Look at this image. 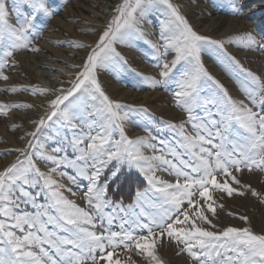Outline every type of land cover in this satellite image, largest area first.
Here are the masks:
<instances>
[{"label":"snow or ice","instance_id":"snow-or-ice-1","mask_svg":"<svg viewBox=\"0 0 264 264\" xmlns=\"http://www.w3.org/2000/svg\"><path fill=\"white\" fill-rule=\"evenodd\" d=\"M231 5L233 15H243L247 6L242 0H231ZM25 6L31 11L22 19L18 16L16 27L10 23L7 0H0V46L11 42L0 66H7L14 50L28 46V34L37 28L39 17L53 15L48 0H26ZM114 11L93 44L72 42L89 51L82 65L71 66L78 68L71 87L58 90L61 94L49 102L52 111L33 121L35 130L27 133L32 139L24 148L15 149L19 155L13 164L0 170V264H136L131 256L122 262L121 249L135 250L146 264H165L158 254L162 238L174 243L177 254H186L191 264H264V234L254 233L250 225L220 228L213 223L218 219L217 207H222L216 204L214 193L220 198L250 193L264 203V193L239 179L244 170L264 172V79L231 56L224 41L195 31L172 0H121ZM153 15L163 17L159 43L152 45L162 63L160 79H152L150 86L174 84L176 106L187 116L180 125H166L174 139L161 140L160 148L146 137L131 139L125 134L131 112L147 113V109L130 111L127 105L113 101L98 78L100 70L128 67L117 46L131 47L144 40L143 25ZM240 39L242 47L264 51V43L252 33ZM209 49L217 52L230 74H243L242 91L251 107L233 100L210 75L202 61ZM0 79L8 77L0 75ZM12 107L22 105L0 104V114L6 115ZM53 117L61 127L52 136L58 146L40 156L53 165L45 172L32 157L38 134L51 127ZM69 130L71 136L66 134ZM145 148L153 154L144 155ZM113 162V178L125 166L146 177L149 187L137 193L134 206L111 200L107 182L100 183L104 169ZM67 169L75 175L69 176ZM160 171L174 175L175 182L161 179ZM55 173L68 176L71 183L88 181L87 209L65 195L72 189L53 178ZM239 219L248 224L246 216ZM117 221L118 229L113 230Z\"/></svg>","mask_w":264,"mask_h":264},{"label":"rangeland","instance_id":"rangeland-1","mask_svg":"<svg viewBox=\"0 0 264 264\" xmlns=\"http://www.w3.org/2000/svg\"><path fill=\"white\" fill-rule=\"evenodd\" d=\"M84 1L86 0H48L50 9L53 12L52 17L51 18H47L44 16L39 17L36 21L37 28L28 34V46L26 48H19L17 50H14L13 56L11 58H8L7 66H0V75L8 77L7 80L0 79V100L4 97H7L9 99L10 98L14 99V98H17L18 95H22L26 92V91H15V92L9 91L10 89H9L8 83L10 82V79H9L10 74L19 75V73L14 71L15 69H17V66L11 63V61L15 57H18L19 55L30 57L32 55H36V54L38 55V54L44 53L39 50L31 51L30 50L31 48L37 49V47L39 46H44L51 51L69 50L70 52H73V53H76V52L80 53L81 51H83L82 56L81 55L79 56V58L77 59L78 60L77 62L73 61L72 65L79 66L83 64V62L86 59V55L89 51L88 48H77V47L72 46V43L53 44L49 42L47 39H45V37H50V36L57 37L61 39L62 41L70 40V37L67 36L66 34H58L56 30H53L51 28L52 23L55 21L57 22L59 26H63L65 24L64 14L67 10H69L68 8H71V10L76 15L78 14L81 15L76 10V7L80 5L85 6V9L87 10V12L85 13L86 17L83 15L84 18L90 19L93 21L91 22L95 26L93 27L94 29L93 28L92 29L94 31L102 32L104 27L106 26V23H108L112 19L111 17L115 15L114 10L110 11L109 7L102 5V3L104 4L105 2L109 3V0L108 1L89 0L90 2L88 1L83 4ZM91 2H93V4ZM25 3H26V0H7V4L9 6V12H10V23L13 26H16V27L19 26L18 16L20 19H22L25 15H27L29 11H31L30 8L25 6ZM188 3L190 5H199L203 9L212 12L210 17H215L218 15L225 16L222 13L215 12V11L213 12V7L223 8L225 5H227L226 2H224L223 0H199V1H194V2H187L186 4ZM247 11L249 10L245 9L243 11V14H246ZM183 12L184 11H182L181 13ZM226 17L232 18L231 15L226 16ZM233 18H237V16H233ZM162 20H163L162 15L151 16L150 22L143 25L144 32H145L144 40L134 42L131 47H124L123 45L117 46L118 51H121L122 55H124V53H127V52L133 55V57L135 58V59L133 58L134 62H137L139 59H141L144 62L145 68L148 69V73L137 72L138 70L136 68L138 66L135 64L133 65V62L131 61H128L127 68L113 66L111 69L107 71L100 70L98 72V78L103 86L104 91L113 101H116V100L119 102L121 101L120 103L127 105L130 111L132 109H139V108L147 109V113L131 112V118L125 122L127 124H124V131L128 128L125 131V134L131 139H136L137 137H146L157 148L161 147V144H160L161 140L169 141V140L174 139V134L170 130H168L166 127L167 124L174 123L176 125H180L182 122L186 121L185 118L187 119L186 113L183 112V115L185 116V118L183 117L184 120L180 121L181 123H179L173 118L170 119L165 114L163 113L161 114V112L157 111L152 106V104H155L158 106V108H161V107L162 108L163 107L165 108L174 107L175 108L174 92L176 91V89H175L174 84H169L167 87H151L150 86V81L152 79H157V80L160 79L159 65L162 63V60L159 58V52H157L156 48L152 47V45L159 43L160 27H161ZM204 24L206 25L207 23H204ZM202 27L203 26L197 27L196 31L200 32ZM94 31H90L89 34L95 37L96 32ZM262 33H264V28H259L253 33V35L257 37L261 35ZM97 37L98 35L96 36V39ZM78 40L84 41L80 37H77L76 40L72 42H76ZM94 42L95 41L89 42V43L93 44ZM10 43L11 42L8 41L4 45L0 46V59H3L4 51L10 50L8 48V44ZM20 43H23V42H20ZM121 48L125 50L122 51ZM224 48L231 56H234L236 58V55L230 52L231 50L229 49L230 47L229 48L224 47ZM233 50L239 51V52L241 51L243 53H248L249 51L246 48H239V49L234 48ZM209 53L210 54L207 56L203 55L202 58H203V63L206 69L209 71L210 75L216 81H218L221 85H223L224 89H226L227 93L229 94L227 81L226 80L223 81L220 77H218L212 71L214 70V68L218 70V67H219L223 72H225L223 73L225 74L224 76L226 78L228 76L231 79L230 80L231 84L235 83L237 87H239L242 90V86L245 85L243 74L239 73V71H237L235 74H230L228 71L225 70L222 64L221 57L217 54V52L209 51ZM250 53L261 54V51L258 49L250 50ZM168 59L169 60L172 59V55L168 56ZM44 63L57 64V66H59L60 68L59 69L60 71L59 72H57L56 70L39 71L38 69H36V74L38 73L45 74V75L48 74L49 76L53 78L52 79L53 83L60 86L59 89L67 90L69 87H71V84L74 81V76H75L74 72H77L78 68L70 67L60 61H51V60L46 61L45 60ZM213 63L214 64L216 63L217 66H214ZM244 68L252 71L257 76H260L257 74L259 72H255L254 69H252L251 67L244 66ZM61 75L63 76L62 78L59 77ZM18 78L22 82L26 84H30V86L33 85L31 82H29L22 76H19ZM37 78L39 82H42V83L45 82V84L48 81L47 79L40 78L39 76ZM262 78H264V76L261 77V79ZM105 85H111L119 89L121 88L120 90L124 92H128V93H135V94L154 93V95L156 94L159 97L156 98L155 100H152L153 101L151 102L152 104L149 103L151 106L149 104L144 105V103L133 102L131 101V98H129V100L127 101L125 99H122L121 95H118V98L114 99L106 91ZM208 91L209 89H206L205 94H207ZM157 92L159 93L157 94ZM43 94L46 96V99H50V100L46 101L47 103L43 102L41 104V106L38 109L40 112L38 113L37 118L30 120V123L32 126L27 127L26 125L22 123H17V124H13L12 127L8 129L9 134L13 135L16 132H19L20 135L22 134L23 136L21 135L20 137H17L18 139H14L13 144L10 141L8 142L6 140L3 141L0 136V160H3L8 157L13 158V161L5 165L1 170H4L6 167L10 166L16 161V158L19 155V153L16 152L15 149L24 148L26 144L28 143V141L32 139L31 136L27 135V133L33 132L35 130V124L33 123V121H38L41 117H46L52 111V109L50 108L49 102L52 99H54L56 95H60L61 93L57 91V93L53 95L47 92H42V93L37 92L36 94H34V97L43 100L44 99L42 98ZM169 104H170V107H169ZM6 105H10V104L6 103ZM251 106L252 105L250 104V107ZM32 109L33 107H27V105H22V107H12L7 110L17 112L21 116H27L25 115V111L32 110ZM9 119L10 118L7 116V114L6 115L0 114V121H7V120L9 121ZM49 123L51 127H46L43 130L42 134H38L39 140H38L36 148L34 149V152L36 154L33 155L32 157L33 161L37 164V166L41 169V171H45V172H48L53 167V165L47 160L41 159L40 156L41 154H44V155L51 154L52 153L51 150H53V148L58 146V142L53 140L52 136L55 134L56 129L61 127V122L57 121L56 117H53V121ZM185 128L187 129L189 133H192L193 130L190 125L185 123ZM160 129H164V130L161 131ZM75 131H76V134H79L80 128H77ZM84 131H87V129H84ZM66 134L68 136H71L73 132L69 130L66 132ZM24 135L26 136V138ZM153 137L155 139H152ZM4 145L6 146L4 147ZM143 152H144V155L150 156L153 154L151 149H148V148H145ZM58 155H63V153H59ZM68 155L70 157L73 156V153L71 152V150H69ZM39 165L43 166V168H41ZM114 169H115V162H113L106 169H104L103 174L100 179V183L104 184L105 182H107V185H108L107 195L111 200L116 201V202H122V204L126 207L129 205L134 206L137 200V193L138 192L143 193L149 187L145 175L141 173L140 171H138L136 168L129 170L125 166L121 168L119 174L113 178L112 172L114 171ZM65 171L69 174V176L75 175L72 169H67ZM157 175L161 179L168 181V182L174 183L176 180V177L174 175H170L166 171H160V173L157 172ZM53 178L59 180L65 186L72 189L71 193L65 192V195L68 196L69 199L73 200L76 204H78L81 207H84L86 209L88 208V205L85 199V193L87 191V186H88V181L86 179H77L75 183H71L68 176L61 178L59 176V173H55ZM258 178H259V181H258ZM239 179H241L242 183L251 185L257 191L264 193V172L259 171V170L248 172L247 170H244L241 174H239ZM32 191L35 192L36 190H32ZM213 196H214L216 204L222 205V207H217L216 209L218 219L213 220V223L217 224L218 227L222 228L228 225L235 226V227H245V226L250 225L254 233L264 234V203H261L257 197H252L250 193L246 194L245 196L234 195L231 198L227 197L226 195H224L223 198H220L219 194H215V193L213 194ZM40 200L43 201L42 196L40 197ZM26 210L31 211V208H26ZM229 213H232L234 215H229ZM239 216H246L248 218V224L246 225L244 221L240 220ZM118 224H119V221H117V223L112 225L113 230L118 229ZM100 230L101 229L98 227L97 231H100ZM161 242L163 246L158 247V254L165 261V264H182V262L183 264H191V261L186 254L184 253H181L179 255L177 254L178 248L175 246L174 243L170 241L164 242L163 238ZM119 251H120V259L122 260V262L127 260L128 256H131L132 260L136 261V264H146V262L141 257H138L135 255V250H133L132 252H127L121 249ZM129 264H131L130 261H129Z\"/></svg>","mask_w":264,"mask_h":264},{"label":"bare ground","instance_id":"bare-ground-1","mask_svg":"<svg viewBox=\"0 0 264 264\" xmlns=\"http://www.w3.org/2000/svg\"><path fill=\"white\" fill-rule=\"evenodd\" d=\"M88 1L89 0L84 1L83 4L85 2H88ZM106 1H108V0H106ZM194 1H199V0H172L173 3L177 4L180 7L181 12L184 11L182 14L188 19L189 23L193 26L195 31H196L197 27L203 26L201 31L198 32L199 34L210 37L211 39H214V40L224 41L225 42L224 47H226V48L230 47L229 48V49H231L230 52L234 53L236 55V60H238L243 67L244 66L251 67L252 69H254L255 72H259V73H257L258 75L263 77L264 76V51L260 50L261 54L250 53V50H253V49L242 47L243 40L240 39V37H243L246 33H252L253 34L257 29L264 28V0H242V2L245 5H247L243 9V11L245 9L249 10L246 12V14H243V15H233L232 14L231 0H223L224 2H226L227 5H225L223 8L213 7V12L214 11L219 12V13L224 14L225 16L218 15L215 17H210L212 12L203 9L199 5H190L189 3L186 4L187 2H194ZM119 2H120V0H109V3L105 2L104 4L102 3V5L109 7L110 11H113V10H115V7H116L115 5H117ZM91 3L93 4V2H91ZM68 9L69 10H67L64 14L65 24L63 23L64 24L63 26H59L57 24V22L54 21L52 23L51 28L53 30H56V32H58V34H66L67 36L70 37V40L62 41L61 39H59L57 37H51V36L45 37V39H47L49 42H51L53 44H61V43L70 44V43H72V41L76 40L77 37H80L81 39L84 40V41H80V40L76 41L77 43H80V44H88L89 42L95 41L96 36L99 35L100 32L93 30L94 29L93 27L95 25L92 23L93 22L92 20L84 18L85 13L87 12V10L85 9V6L80 5V6L76 7L77 12L80 13L81 15H79V14L76 15L71 10V8H68ZM88 13H89V11H88ZM230 15L232 16V18L226 17V16H230ZM233 16H237V18H233ZM204 23H207V24L205 25ZM90 31L96 32V35L94 34L95 37L93 35L89 34ZM229 39H231V41H232L231 43H228ZM256 39L259 40L261 43H264V36L259 35L256 37ZM231 46H232V48H231ZM234 48H238V49L239 48H246L249 51H248V53H243L241 51L240 52L234 51L233 50ZM37 49L39 51L44 52V53H41L38 55L37 54L32 55L30 57H28V56L26 57L24 55L23 56L19 55L18 57H15L11 61L12 64H15L17 66V69H15L14 71L19 73V75L10 74V78H9L10 82L8 83L9 89H10L9 91H11L12 88H16L17 89L16 91H26V92L22 95H18L17 98H14V99H12V98L9 99L7 97H4L0 100V104L6 105V103H7L10 105H31V107H33L32 110L25 111V115H27V116H21L17 112L7 110V116L10 118L9 121L8 120L7 121H0V136H1L2 140L3 141L6 140L7 142L10 141L12 144H13V140L18 139L17 137H20L22 134L20 135L19 132H16L13 135L9 134L8 129L11 128L13 124H17V123H22V124L26 125L27 127H31L32 125L30 123V120L37 118L38 113L40 112L38 109L41 106V104L43 102L50 100V99H46V96L44 94L42 95V98H44L43 100H41L39 98H35L32 90L33 89H37V90L48 89V91H46V92L54 95L57 93V91L60 88L59 85L53 83V81H52L53 78L51 76H49L48 74L47 75L39 74V73H38L39 75L36 74V69H38L39 71H41V70L42 71L43 70H49V71L56 70L57 72H59L60 68H59V66H57V64H54V63L53 64L52 63L47 64L48 62L44 63L45 60L46 61H48V60L60 61V62L64 63L65 65H68L71 67L72 62L73 61L77 62L78 61L77 59L79 58L80 55L82 56V53H83V51H81L80 53H78V52L73 53V52H70L69 50L51 51L44 46H39V47H37ZM121 50L124 51L125 49L123 50V48H121ZM209 51H213V50L209 49L206 53H203L202 56L203 55L204 56L209 55L210 54ZM124 55L128 59V61L133 62V65L135 64L138 66L136 68L138 70L137 72L148 73V69L145 68L144 62L141 59H139L137 62H134L133 61V58H134L133 55L129 54L128 52L124 53ZM202 61H203V58H202ZM213 65L217 66L216 63L215 64L213 63ZM212 71L218 77H220L223 81L224 80L227 81L228 91H229L228 95L233 100L244 101V103L248 104V106L250 107V103L246 99L243 91L239 87H237V85L235 83L231 84V82H230L231 79L228 76H227V78L224 76L225 74H223V73H225V72H223L219 67H218V70L214 68V70H212ZM74 73H76V72H74ZM19 76H22L23 78H25L26 80L31 82L33 85L30 86V84H26V83L22 82L18 78ZM38 76L40 78L47 79L48 81L46 82V84H45V82L44 83L39 82V80L37 78ZM59 77L62 78L63 76L61 75ZM262 79H264V78H262ZM105 89L108 92V94L111 97H113L114 99H117L118 95H121L122 99H125L128 101L129 98H131V101L137 102V103H144V105L153 102L152 100H155L156 98L159 97L156 94L154 95V93H145V94L128 93V92H124V91L120 90L121 88L120 89L115 88L111 85H105ZM158 93L159 92H157V94ZM137 103H136V105H137ZM36 106H37V108H36ZM152 106L157 111L161 112V114L163 113L167 117H169L170 119L173 118L174 120L178 121L179 123H181L180 121L184 120L183 117L185 118V116L183 115V111H181V109L176 106V103H175V108L174 107L173 108H165V107L158 108V106L155 104H152ZM169 107H170V104H169ZM32 117H34V118H32ZM185 120H186V118H185ZM125 124H127V123H125ZM129 132H131V131H129ZM133 135H135V134H133ZM25 138H26V136H25ZM5 146L6 145H4V147ZM1 148H3V147H1ZM12 161H13L12 157H8V158H5L3 160H0V170L5 165H7L8 163H10ZM40 167L43 168V166H40ZM165 176H164V178H165ZM255 179H254V181H255ZM258 181H259V178H258ZM182 264H183V262H182Z\"/></svg>","mask_w":264,"mask_h":264}]
</instances>
